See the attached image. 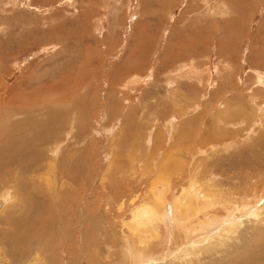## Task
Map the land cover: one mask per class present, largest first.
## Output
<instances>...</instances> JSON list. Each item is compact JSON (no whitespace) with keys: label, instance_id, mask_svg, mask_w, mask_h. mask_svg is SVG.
I'll return each instance as SVG.
<instances>
[{"label":"rangeland","instance_id":"obj_1","mask_svg":"<svg viewBox=\"0 0 264 264\" xmlns=\"http://www.w3.org/2000/svg\"><path fill=\"white\" fill-rule=\"evenodd\" d=\"M261 74L264 75V0H0V100L37 99L38 102H43L44 99L51 100L52 94L56 97L60 93L64 96L66 94L65 99L76 103L89 100L86 104L90 106L78 104L86 109L81 111V122L88 127V131L84 126L83 134L78 133L83 139L79 141L76 136L63 139L66 153L69 154L71 148L86 149L85 153L81 152L91 155L90 161L96 165V172L91 180L85 177L87 181L84 184H88L90 189L84 187V192L88 190L81 196L82 213L86 208L90 210L92 207L91 210H95L99 206L106 211L108 208L105 209V204L108 201L111 202L109 207L114 208L115 193L111 191L112 185L122 186V193L127 192L125 186L127 189L129 187L131 192L128 189L126 194L121 193L125 197L131 196L138 189L139 193L145 190L146 182L152 177L149 171L147 173L149 169L140 170L138 159H135L133 166L137 176L120 174L117 178L113 170L104 178L103 183L99 181L111 159L112 143L118 137L119 143L131 140L136 146L135 155H138L142 148L145 149L142 142L144 145V139L149 138V153L156 149L162 152L161 155L164 154L163 149L170 146L172 131L167 130V125L164 129L163 125L181 107L187 111L193 109L191 113L188 111L193 116L197 112V119L192 121V125L186 119L181 120L186 123H179L183 138L177 136V142L187 145L186 148L189 149L188 154H179L185 161L184 164L196 162L199 169L208 164L210 176L216 183L233 175L235 172L229 166L231 163L239 162L240 156L250 150L257 153L258 148H250L256 146L255 142H246L245 136L248 137L247 132H258L256 123L263 122L264 118L258 115L256 119L254 116L244 118V114L239 116L237 111L254 115L256 110L249 101L256 100L252 98L257 93L260 95H257L259 106L256 108L264 106V88L258 84V75ZM50 85L54 86L52 91ZM156 100L161 101L158 103ZM174 100L179 104H173ZM157 103L159 107L155 105ZM105 104L112 106L114 110L110 109L111 112V107L107 109ZM194 104L196 110L193 108ZM222 105L224 108L229 105L231 114L234 115H230L229 120L224 117V126L220 124L219 132L223 131L226 135L221 133L224 141L219 143L211 139L210 142L208 136L200 140L203 130L211 128V120L208 119L213 112L214 123L220 121L218 113ZM73 111L69 112L76 114L75 109ZM123 121L127 123L125 126L131 128V133H123ZM135 121L139 122L138 125ZM192 126L195 128L192 129ZM210 128L206 135L213 133ZM256 136L257 133L254 138ZM163 141H166V145ZM197 142L200 143L198 146ZM45 144L41 148L47 152L48 146ZM153 144L157 145L154 147ZM221 149L222 152L225 151L223 156H213L215 151ZM156 150L154 154L157 155ZM38 153L41 156V152ZM124 160L125 158L121 161L125 166ZM1 164L4 165L3 162ZM252 169V173L257 171V168ZM250 170L244 167L242 174L245 175ZM221 172H226L227 176L226 173L221 176ZM188 178L177 175L174 179H181L184 183ZM112 180L118 183L113 184ZM136 182L141 185L138 186ZM235 192V197V194L243 193L241 189ZM106 196L114 203L107 201ZM84 197L88 199L85 205ZM90 199L93 203L91 206L88 204ZM126 214L123 213V216Z\"/></svg>","mask_w":264,"mask_h":264},{"label":"bare ground","instance_id":"obj_2","mask_svg":"<svg viewBox=\"0 0 264 264\" xmlns=\"http://www.w3.org/2000/svg\"><path fill=\"white\" fill-rule=\"evenodd\" d=\"M194 69L197 70L196 67ZM261 72L263 74V71ZM262 74L258 75L260 76L258 84L264 88ZM49 87L50 91L54 89L53 85ZM54 95L52 94L51 100L41 99L43 102H38L37 99L0 100V178L2 179H0V264H264V151L261 150H264V121L256 123L258 132H247L248 137L245 136L246 142H255L256 146H250V148H258L257 153L249 149L250 151H245L246 154L239 155V162H233V164L230 162L231 164L228 165L237 175L234 173L235 176L233 174L223 178L225 180L222 179L219 183L210 176L208 164L201 165L199 169L196 162L184 164L185 161L179 156L180 153H189L187 145H180L177 142V136L183 138L179 123L186 119L191 124L194 119H197V112L194 111V116L189 114L193 109H189L188 113L181 107L176 111L175 116L171 115L169 120H166L167 123H164L163 127L165 129L167 125V130L171 129L172 135L168 137L171 141L170 146L163 149L165 152L162 155V152L156 149H149L152 150L149 153L147 148V142L150 143L149 138L144 139V145L142 142V147L144 146L145 149L142 148L143 151L140 149L138 155H135L136 146L131 140L124 141L132 144L129 146L124 142H117L120 137L116 139V142L112 140L111 159L106 164L100 182L105 181L104 178L113 170L117 178L120 174L136 175L133 168L135 159L140 160V170L149 169L147 173L150 172L152 178L146 182L145 188L142 186L145 190L141 189V193L138 192L139 189L133 191L129 197L122 195L126 194L128 189L129 192L132 191L129 187L128 189L124 187L125 184L123 187L127 190L126 193H122V186L112 185L111 191L115 193L113 209L109 207L108 200L111 199L106 196L108 202L105 204V209L108 208V210L104 211L99 206L95 210H91L92 207L90 210L86 208L82 213L80 212L81 196L85 190L84 187L88 185H85V177L90 179L94 175L96 165L90 161L91 155L84 154L86 149L80 150L76 146L71 148V146L74 147L71 144L69 154L66 153L63 139L75 136L79 141L83 139V136L78 133L83 134L85 130L86 125L82 124L81 111L86 109L78 104L90 106L86 104L89 100L84 99L85 102L77 101L76 103L74 100L65 99L66 94V97L62 93L56 97ZM257 95L260 94L257 93ZM257 95L252 98L256 100L249 101L256 113L246 115L247 113L237 111L239 116L244 114V118L254 116L256 119L258 115L264 118V106L256 108L257 105L259 106ZM176 101L172 102L178 105L179 102ZM158 103L155 105L158 106ZM70 105L75 108H70ZM105 106L107 109L111 107L109 110H114L112 106L107 104ZM43 107L45 109H42ZM193 108H196L195 104ZM74 109L76 114L69 112ZM219 109L220 121L214 123V112L208 119L211 120L210 126L213 130L209 128L213 133L206 135L209 131L206 127L200 140L208 136L209 141L211 139L219 143L224 141L221 136L223 131L219 132L220 124L223 125L224 117L228 118L232 115V109L230 110L229 105L225 108L222 105ZM123 114L126 116L125 113ZM161 120L163 121L162 118ZM138 123L136 122L137 125ZM122 124L123 133H131V128L125 126L127 123L123 121ZM87 128L86 131H88ZM194 128L192 126V129ZM181 129L184 132V128L181 127ZM256 133L257 136L254 138ZM45 143L48 146L47 152L41 148V145H46ZM161 144L158 146L160 147ZM198 144L200 143L197 142V146ZM155 150L158 152L157 155L154 154ZM222 151L223 149L215 151L213 156L218 154L223 156L225 151ZM38 152H41V156ZM210 155L212 156V153ZM121 157L125 158L126 167L122 165ZM244 167L251 169L245 175L242 174ZM252 168H257V171L252 173ZM42 169L43 172H41ZM226 172L223 174L221 172V176ZM128 175L126 177L129 178ZM177 175L189 178L182 183L181 179L179 181L174 179ZM120 178L122 182V177ZM108 182L111 184L110 181ZM117 183L113 182V184ZM94 189L96 192V188ZM238 189H241L243 193L242 195L237 193L235 197L233 194ZM102 197L104 198V195ZM86 200L88 199L85 198L83 201L84 205ZM88 202L90 205L91 199ZM123 213H127L126 216H123ZM81 216L84 218L81 219ZM109 219L114 223H111Z\"/></svg>","mask_w":264,"mask_h":264}]
</instances>
